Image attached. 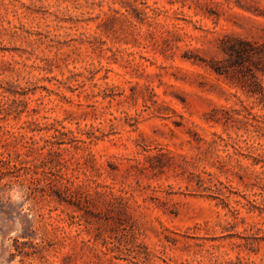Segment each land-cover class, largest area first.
<instances>
[{
	"label": "rangeland",
	"instance_id": "obj_1",
	"mask_svg": "<svg viewBox=\"0 0 264 264\" xmlns=\"http://www.w3.org/2000/svg\"><path fill=\"white\" fill-rule=\"evenodd\" d=\"M0 264H264V0H0Z\"/></svg>",
	"mask_w": 264,
	"mask_h": 264
},
{
	"label": "trees",
	"instance_id": "obj_2",
	"mask_svg": "<svg viewBox=\"0 0 264 264\" xmlns=\"http://www.w3.org/2000/svg\"><path fill=\"white\" fill-rule=\"evenodd\" d=\"M235 50V49H234ZM216 71H219L217 68H214Z\"/></svg>",
	"mask_w": 264,
	"mask_h": 264
}]
</instances>
